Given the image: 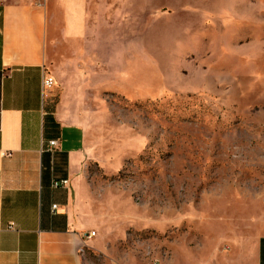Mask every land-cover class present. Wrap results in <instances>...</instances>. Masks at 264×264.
Listing matches in <instances>:
<instances>
[{
  "label": "rangeland",
  "instance_id": "obj_1",
  "mask_svg": "<svg viewBox=\"0 0 264 264\" xmlns=\"http://www.w3.org/2000/svg\"><path fill=\"white\" fill-rule=\"evenodd\" d=\"M137 7L95 30L122 74L70 101L88 132L77 176L123 211L117 253L212 262L264 217V0Z\"/></svg>",
  "mask_w": 264,
  "mask_h": 264
},
{
  "label": "crops",
  "instance_id": "obj_2",
  "mask_svg": "<svg viewBox=\"0 0 264 264\" xmlns=\"http://www.w3.org/2000/svg\"><path fill=\"white\" fill-rule=\"evenodd\" d=\"M140 1L1 3L0 264H182L175 249L168 257L117 253L123 211L77 176L88 132L71 119L81 106L70 101L82 91L109 89L110 76L122 74L119 56L109 51L117 39L104 35V50L94 53L95 30L117 26L123 11L135 4L139 11ZM43 70L53 79L57 102L54 92L41 95ZM50 141L56 142L52 151ZM246 235L221 244L212 262L197 257L192 264H264V217Z\"/></svg>",
  "mask_w": 264,
  "mask_h": 264
},
{
  "label": "built area",
  "instance_id": "obj_3",
  "mask_svg": "<svg viewBox=\"0 0 264 264\" xmlns=\"http://www.w3.org/2000/svg\"><path fill=\"white\" fill-rule=\"evenodd\" d=\"M3 1L4 0H0V5ZM40 88H41L42 97L47 96L49 93L52 92V90L54 88L53 79L45 70H43L41 73ZM55 146H56V142L50 141V142H48L47 149L52 151L53 149H55ZM63 183H65V182H55L54 186H57L58 184H63ZM90 235H92V233Z\"/></svg>",
  "mask_w": 264,
  "mask_h": 264
}]
</instances>
